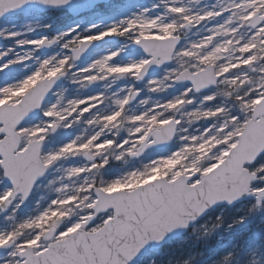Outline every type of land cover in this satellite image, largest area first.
Instances as JSON below:
<instances>
[{"label": "snow or ice", "instance_id": "snow-or-ice-1", "mask_svg": "<svg viewBox=\"0 0 264 264\" xmlns=\"http://www.w3.org/2000/svg\"><path fill=\"white\" fill-rule=\"evenodd\" d=\"M0 39V264H264V0H0Z\"/></svg>", "mask_w": 264, "mask_h": 264}, {"label": "rangeland", "instance_id": "rangeland-1", "mask_svg": "<svg viewBox=\"0 0 264 264\" xmlns=\"http://www.w3.org/2000/svg\"><path fill=\"white\" fill-rule=\"evenodd\" d=\"M115 2L121 3V2H124V0H115ZM132 2L138 6L139 5L151 6V4L154 2V0H136V1L132 0ZM70 22H71V19L68 16H66L65 14H63L61 12H56V11H54V12L52 11V12H48V13L44 14L42 19L39 21V23H41V24H52V29L48 32H44L43 34H51V32L63 29L66 26H68L70 24ZM33 23H36V21H33ZM34 34H36V33H34ZM12 46H14V41H5L3 39H0V48H7V47H12ZM37 195H39V193ZM239 207H240V205L235 207L234 210H232L231 214L229 215L231 217H226L225 226H227V224L230 223L234 217L242 214V213H239L237 211V209ZM220 212H221V208H219V210L215 213L214 217H207V218H204V220H206L207 223H212L213 222L212 218L214 219L218 214H220ZM223 214H224V212H223ZM201 222H203V221H201ZM253 222H254V226L256 227L257 221H255V219L250 220V223H253ZM240 227L235 229L234 232L230 236H228V238L231 239V238L236 237L239 234L244 233L248 230H253V228H248L247 226L244 227L243 230H241ZM217 231H218V233H217L218 236L224 234L223 228H220ZM191 232L192 233L186 234L183 237L177 239V248L173 250V251H175V256H173L174 262L177 259H182V257H180L181 252L186 254L190 249L195 250V249H193L195 237L201 235V233L203 232V227L197 226ZM212 240H215V236L212 238ZM170 254H172V252H169V255ZM153 258L154 257H152L151 259L145 260V263L149 264V261L152 260ZM155 258L157 259V262L159 264V261L161 259H166L167 257L166 256H158Z\"/></svg>", "mask_w": 264, "mask_h": 264}, {"label": "trees", "instance_id": "trees-1", "mask_svg": "<svg viewBox=\"0 0 264 264\" xmlns=\"http://www.w3.org/2000/svg\"><path fill=\"white\" fill-rule=\"evenodd\" d=\"M174 247H175V243H174V241H172V243H170L169 245H167L166 249H168L169 252H172V249ZM139 264H146V263L140 260Z\"/></svg>", "mask_w": 264, "mask_h": 264}, {"label": "water", "instance_id": "water-1", "mask_svg": "<svg viewBox=\"0 0 264 264\" xmlns=\"http://www.w3.org/2000/svg\"><path fill=\"white\" fill-rule=\"evenodd\" d=\"M173 237H177V236H171V237H169L168 241H169L170 239H172ZM151 250H152V249H148V250H146V251L142 254V256L145 255V254L148 253V252H151Z\"/></svg>", "mask_w": 264, "mask_h": 264}]
</instances>
